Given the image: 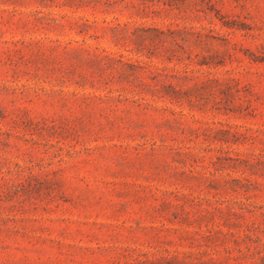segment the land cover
I'll return each mask as SVG.
<instances>
[{
  "label": "rangeland",
  "instance_id": "1",
  "mask_svg": "<svg viewBox=\"0 0 264 264\" xmlns=\"http://www.w3.org/2000/svg\"><path fill=\"white\" fill-rule=\"evenodd\" d=\"M0 264H264V0H0Z\"/></svg>",
  "mask_w": 264,
  "mask_h": 264
}]
</instances>
